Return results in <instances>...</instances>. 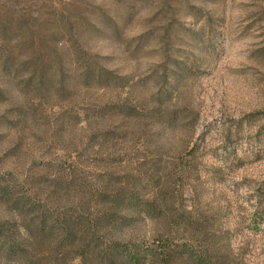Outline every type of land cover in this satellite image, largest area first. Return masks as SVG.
<instances>
[{
    "label": "rangeland",
    "instance_id": "rangeland-1",
    "mask_svg": "<svg viewBox=\"0 0 264 264\" xmlns=\"http://www.w3.org/2000/svg\"><path fill=\"white\" fill-rule=\"evenodd\" d=\"M78 47L129 85L101 88L78 78L58 90L56 66L69 64ZM3 51L21 69L15 77L0 61V171L42 172L104 129L132 137L134 121L123 117L62 125V105L99 110L119 101L144 113L163 92L170 99L161 109L178 118L149 145L160 146L166 162L195 147L199 172L190 188L221 208L245 262L264 264V0H0V58ZM170 54H182V65ZM40 55L52 80L42 93L26 79ZM94 143L90 156L108 154V142ZM134 148L132 156L143 154L142 142Z\"/></svg>",
    "mask_w": 264,
    "mask_h": 264
},
{
    "label": "trees",
    "instance_id": "trees-1",
    "mask_svg": "<svg viewBox=\"0 0 264 264\" xmlns=\"http://www.w3.org/2000/svg\"><path fill=\"white\" fill-rule=\"evenodd\" d=\"M183 57L170 54L167 59L176 67ZM17 60L3 51V70L16 77ZM31 63L27 82L41 93L50 90L46 59L40 55ZM56 69L52 77L60 91L78 78L101 88L129 85L99 55L80 47L69 64L62 60ZM169 99L162 92L156 96L159 104L144 113L119 101L99 110L62 105L56 116L62 125L95 119L111 124L123 117L134 121L132 131L125 132L132 137L120 139L117 128L104 129L88 137L84 150L44 163L42 172L0 171L2 264H247L233 247L221 208L201 203L199 188H190L199 172L195 147L166 162L161 147L149 145L178 118L179 111L161 109ZM95 140L108 142L107 155L90 156ZM137 142L143 154L132 156ZM190 193L193 201L187 203Z\"/></svg>",
    "mask_w": 264,
    "mask_h": 264
}]
</instances>
